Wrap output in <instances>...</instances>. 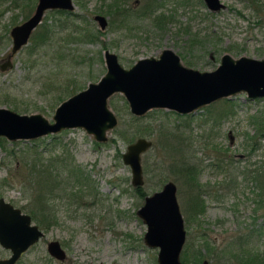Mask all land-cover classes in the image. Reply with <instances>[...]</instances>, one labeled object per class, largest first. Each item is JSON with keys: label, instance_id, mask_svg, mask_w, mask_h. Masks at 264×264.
<instances>
[{"label": "rangeland", "instance_id": "rangeland-1", "mask_svg": "<svg viewBox=\"0 0 264 264\" xmlns=\"http://www.w3.org/2000/svg\"><path fill=\"white\" fill-rule=\"evenodd\" d=\"M73 1L72 12L45 10L31 35L42 24L49 26L52 33L46 43L30 52V35L12 57V65L0 68V106L19 113L41 112L52 120L55 107L63 99L85 88L88 82L97 81L105 72L106 48L117 53L124 67L141 57L158 56L163 48H172L184 64L200 70L215 68L225 52L234 57H264V0H221L225 6L217 11L209 10L203 0H188L185 4L181 0H157L160 4L155 12L142 16L131 13L125 25L119 27L111 26V17L104 12L108 0H80L84 6ZM36 2L32 0L31 7L23 11L10 0H0V64L12 45L11 27L30 16ZM146 2L149 0H129L131 9L140 12ZM161 12L171 14L173 20L160 23L154 14ZM96 13L107 15L106 28L100 29ZM59 23L69 27L59 30ZM73 26L92 30L97 36L72 37L74 33L69 31ZM108 105L117 123L107 131L106 141L95 140L83 127L29 139L0 137L6 146L0 144V197L24 212L29 213L23 206L29 204L27 185L31 181L25 158L19 159V154L28 147L42 150L43 158L72 157L95 187L92 193L87 185L81 186L84 194L78 204L69 192L77 190L78 185L65 170L57 169L58 179L74 187L62 191L66 192L63 197L53 196L55 223L43 228L33 220L43 235L15 264H157L158 247L144 242L147 226L137 209L146 194L160 189L169 179L177 185L186 230L183 248L188 244L189 264L199 263H193L196 246L210 255L209 264L233 263L236 259L232 253L237 252L264 256V97L251 98L246 92H238L193 113L159 107L138 117L130 112L120 92L108 98ZM133 126L142 127L144 134L140 136L152 141L141 155V196L134 193L130 166L122 160L128 143L138 137L131 141L126 137ZM176 130L183 136L184 156L199 168L197 177L205 209L196 219L189 207L195 197L190 183L169 168L175 157L164 136L166 131ZM11 147L17 151L14 155L7 153ZM3 178L6 181L2 183ZM50 239L60 240L67 253L65 260L49 255L46 244ZM206 240L210 252L204 246ZM215 250L219 254L213 256ZM9 254V249L0 245V257Z\"/></svg>", "mask_w": 264, "mask_h": 264}, {"label": "water", "instance_id": "water-1", "mask_svg": "<svg viewBox=\"0 0 264 264\" xmlns=\"http://www.w3.org/2000/svg\"><path fill=\"white\" fill-rule=\"evenodd\" d=\"M204 2L213 10L225 6L221 0ZM74 7L73 0H37L30 16L11 27L12 45L0 68L12 65V57L28 42L46 9L71 11ZM94 18L101 29L107 26L105 15L96 13ZM103 57L105 72L97 81L88 82L85 88L63 99L55 107L52 120L41 112L19 113L10 107L0 106V137L29 139L66 128L83 127L93 134L95 140L106 141L107 131L117 123V117L108 105V98L115 92L124 95L130 112L135 115L159 107L188 113L238 92H246L251 98L264 97V57H234L225 52L211 70L184 65L171 48H163L158 56L138 58L129 67H124L117 53L109 48L104 49ZM151 144L150 139L137 137L122 152L123 162L130 166L134 186L144 183L141 155ZM137 214L147 226L144 242L158 247L157 264H183L180 253L186 230L176 183L169 179L160 189L146 194ZM42 235L43 230L33 222L29 213L0 197V243L11 251L8 257L0 258V264H14L21 253ZM46 248L53 258L62 261L67 258L59 239L48 240ZM198 264H209V260L204 258Z\"/></svg>", "mask_w": 264, "mask_h": 264}, {"label": "trees", "instance_id": "trees-1", "mask_svg": "<svg viewBox=\"0 0 264 264\" xmlns=\"http://www.w3.org/2000/svg\"><path fill=\"white\" fill-rule=\"evenodd\" d=\"M31 1L32 0H23L21 3H19V0H10V4H12L13 6H20L23 11H26L31 7ZM253 1L255 0H251V2ZM77 2L81 3L80 0H77ZM187 2L188 0H181L182 4H185ZM159 4L160 3L157 0H149L145 8L140 12L132 11L129 0H108L105 3L104 12H106V14L110 15L111 17L109 21L110 25L119 27L121 25H125V22H127V19L129 18L131 13L137 16L148 15L158 8ZM81 5L84 6V3H81ZM59 11L72 12V10L66 11L61 9H59ZM154 18L162 24H165V22L167 21L173 20V16L171 14H165L163 12L154 14ZM41 26V29H38L31 35L32 47L30 49V52H33L37 46L46 43L50 39L52 29L45 24H42ZM66 26L69 27V25H67L66 23H59V26L57 27L60 30L66 28ZM69 32V34L74 33L72 37L75 38H82L85 36V38L89 37L90 39H93L97 36L96 32L94 33L92 30H89L87 28L79 30L78 27L75 26H73ZM193 41L198 42L199 40L193 38ZM142 134H144L142 127L133 126L132 129L128 130V134L126 135V137L129 136V141H131L136 136H140ZM164 137L167 141L169 149L171 148L170 150L173 152L175 157L173 158L174 160L169 163L170 171L175 174L184 176L186 181L190 183L191 192L195 195L194 198H191L189 207L191 209V214H193L194 219H196L197 216L201 214L205 209L204 200L201 197V192H199L200 185L198 180L196 179L198 166L194 165V162H192L191 160L183 158V152L185 148L181 143L183 136L179 131H166ZM0 144L2 145V141H0ZM2 147L6 149V146L2 145ZM16 152L17 151L13 149V147L7 150V153L12 155H14V153ZM41 154L42 150H36V148L32 149V147H28L27 150L19 154V159L23 160L25 158V165H27L28 175H30V177L28 176V179L31 181V184L29 182V184L27 185V197L29 199V204L23 206V208L25 207L29 211L32 220H36L41 227L47 228L51 224L56 222V209L53 207V202L51 201L53 199V196L58 195L59 197H63L66 192L62 191L73 189L74 187L71 185V183L69 185L67 181L65 182L58 179L59 173L56 171L57 169H59V172L60 170H65L68 177H70V180L72 178L74 182L73 184L78 185L77 190L69 191L71 193V196L76 197V200L74 201L78 202V204L80 203L81 196L84 194L81 192L82 189L80 187L83 185H87L88 187H90L89 190L92 191V193L95 192V187L92 186L91 182L87 178V174L84 173V171L73 162L72 157H68V159H61L60 157L56 156L53 158V155H50L49 157L43 158ZM5 181L6 179L3 178L2 183ZM133 189L134 193L140 196L144 195L142 186H134ZM193 191L197 192L198 194H195ZM69 195L70 194H67V196ZM200 245L202 246L203 244ZM204 246L205 248H207L208 252H210L211 246L209 245L207 240L204 243ZM196 247L195 250L192 251L193 263L201 262L204 258L210 256L208 254L202 253L200 248ZM188 248L189 246L187 244L182 250L181 261L183 264H189L188 258L190 257V251L188 250ZM213 253V256L219 254L217 253V250H215ZM223 253L224 252L221 251L220 254ZM232 255L236 259V261L234 260L235 262L228 263L224 261L222 264H264V256H261L258 253L237 252L232 253Z\"/></svg>", "mask_w": 264, "mask_h": 264}, {"label": "flooded vegetation", "instance_id": "flooded-vegetation-1", "mask_svg": "<svg viewBox=\"0 0 264 264\" xmlns=\"http://www.w3.org/2000/svg\"><path fill=\"white\" fill-rule=\"evenodd\" d=\"M135 1H137V0H135ZM203 1H204V0H203ZM147 3H148V2H146L145 5H147ZM204 3H205V2H204ZM205 5H206V4H205ZM207 8H208V7H207ZM208 9L211 10V11H217V10H213V9H210V8H208ZM132 11H133V10H132ZM100 14H101V13H100ZM94 15H95V14H94ZM103 15H104V14H103ZM105 16L107 17V15H105ZM107 25H108V19H107ZM106 27H107V26H106ZM106 27H105V28H106ZM187 27H189V26H188V25L185 26V28H187ZM100 29H101V28H100ZM186 30H187V29H186ZM171 49H172V48H171ZM177 54H178V53H177ZM178 55H179V54H178ZM179 56H180V55H179ZM118 59H119V58H118ZM180 60H181V57H180ZM181 62H182V60H181ZM182 63H183V62H182ZM183 64H184V63H183ZM184 65H187V64H184ZM187 66H190V65H187ZM190 67H192V66H190ZM194 68H196V67H194ZM198 109H199V108H198ZM196 110H197V109H196ZM196 110H195V111H196ZM147 111H148V110H147ZM147 111H146V112H147ZM195 111L188 112V113H183V114H189V113H193V112H195ZM146 112H145V113H146ZM142 115H143V114H142ZM137 116H140V115H137ZM138 137H141V136H138ZM232 137H233V136H232ZM230 139H231V137H230ZM184 152H186V148L184 149ZM184 152H183V153H184ZM183 158H187V157H185L184 154H183ZM187 159H188V158H187ZM188 160H189V159H188ZM194 165H195V164H194ZM196 165H198V164H196ZM197 168H198V167H197ZM198 173H199V168L197 169V173H196V179H197L198 182H199V179H198V177H197V176H198ZM199 185H200V186H199ZM199 185H198V186H199V192H201V184H200V182H199ZM201 195H202V193H201ZM0 245H1L2 247H4L1 243H0ZM4 248H6V247H4ZM6 249H9V248H6ZM9 251H10V249H9ZM23 252H24V251H23ZM23 252H22V253H23ZM10 253H11V251H10ZM22 253H21V254H22ZM9 255H10V254H9ZM9 255H8V256H9ZM8 256H6V257H8ZM20 256H21V255H20ZM20 256H19V257H20ZM0 258H4V257H0ZM18 259H19V258H18ZM18 259H17V260H18ZM17 260L15 261V263L17 262ZM15 263H14V264H15Z\"/></svg>", "mask_w": 264, "mask_h": 264}]
</instances>
